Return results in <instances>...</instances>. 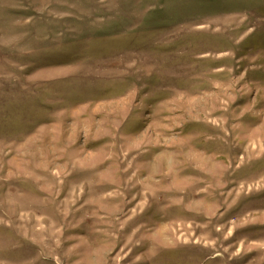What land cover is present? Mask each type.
<instances>
[{
    "label": "rangeland",
    "instance_id": "obj_1",
    "mask_svg": "<svg viewBox=\"0 0 264 264\" xmlns=\"http://www.w3.org/2000/svg\"><path fill=\"white\" fill-rule=\"evenodd\" d=\"M0 264H264V0H0Z\"/></svg>",
    "mask_w": 264,
    "mask_h": 264
}]
</instances>
